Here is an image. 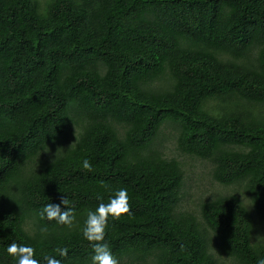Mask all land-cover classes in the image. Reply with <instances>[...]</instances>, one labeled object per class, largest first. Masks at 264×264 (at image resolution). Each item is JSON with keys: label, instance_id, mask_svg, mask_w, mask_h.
<instances>
[{"label": "trees", "instance_id": "trees-1", "mask_svg": "<svg viewBox=\"0 0 264 264\" xmlns=\"http://www.w3.org/2000/svg\"><path fill=\"white\" fill-rule=\"evenodd\" d=\"M166 127L248 203L233 189L183 209ZM122 187L132 214L105 235L118 264L264 257V0H0V264L13 241L91 264L87 210ZM61 197L71 227L39 215Z\"/></svg>", "mask_w": 264, "mask_h": 264}, {"label": "clouds", "instance_id": "clouds-1", "mask_svg": "<svg viewBox=\"0 0 264 264\" xmlns=\"http://www.w3.org/2000/svg\"><path fill=\"white\" fill-rule=\"evenodd\" d=\"M84 169H91L92 164L89 159L82 160ZM61 205H64L62 210ZM69 205L66 197H61L60 203H47L39 211L42 218L49 221L55 220L58 224L71 227L75 220L74 209ZM131 206L126 188H119L111 195L107 203L100 202L94 210H87V217L82 229L83 237L91 242L93 252L91 254V264H118L109 244L105 241L106 229L109 219H120L125 214L131 216ZM43 231V230H42ZM7 254L12 257L16 264H40L34 258V248L28 244H17L15 241L6 246ZM60 256L66 257L68 250L59 249ZM46 264H61V260L54 256L44 257ZM257 264H264V257L257 260Z\"/></svg>", "mask_w": 264, "mask_h": 264}, {"label": "rangeland", "instance_id": "rangeland-1", "mask_svg": "<svg viewBox=\"0 0 264 264\" xmlns=\"http://www.w3.org/2000/svg\"><path fill=\"white\" fill-rule=\"evenodd\" d=\"M163 133L168 137L164 140L165 153H168L170 157L178 156L179 161L184 164L183 168L185 171V186L184 194L185 198L182 201L183 209L193 211L199 216L200 207L203 201L212 200L220 195L227 193L233 194L236 189L237 193L242 199L248 203V197L243 193L242 186L234 185L233 187H226L221 185L213 178L214 166L211 162L201 160L198 158H192L190 156H180L176 151V140L174 139L175 129L172 127H166ZM163 139V138H162ZM260 228L264 234V224H260Z\"/></svg>", "mask_w": 264, "mask_h": 264}]
</instances>
